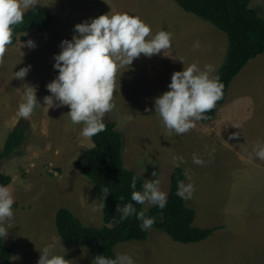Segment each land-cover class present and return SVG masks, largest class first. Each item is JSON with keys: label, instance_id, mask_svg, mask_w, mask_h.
Returning a JSON list of instances; mask_svg holds the SVG:
<instances>
[{"label": "rangeland", "instance_id": "1", "mask_svg": "<svg viewBox=\"0 0 264 264\" xmlns=\"http://www.w3.org/2000/svg\"><path fill=\"white\" fill-rule=\"evenodd\" d=\"M255 2L252 0L250 7L258 11ZM36 5L48 11L55 22L27 34L35 48L21 42L7 47L0 64V151L12 130L26 126L21 148L0 160V172L10 176L12 182L8 187L15 200L14 218L8 222L11 228L3 240L14 251L9 264H36L39 250L60 239L54 225L60 208L68 209L85 225L102 226L95 189L75 168L77 158L91 148V139L80 135L82 125L70 122L67 106L47 109L43 102V97L50 95L46 85L58 74L53 68V56L60 52L62 40L78 35L74 26L100 15L125 12L150 25L153 35L160 30L171 32L172 45L179 33L182 36L178 41L189 35L200 38L206 31L226 40L211 24L185 13L171 0H38ZM162 56L141 55L131 66L117 72L115 108L105 114L103 122H114L122 135L125 167L143 179L158 178L160 189L167 194L171 173L176 168L171 158L182 156L184 163L179 168L188 170L191 176L190 181L184 178L183 182L192 183L195 188L192 199L185 200L186 206L195 212L194 227L219 229L199 243L179 244L151 228L143 242L117 244L115 255L128 254L135 264H264V186L254 184L262 173L249 164L252 171H247L254 175L240 183L237 173L242 172L239 165H245L244 159L219 145L206 154L195 146L189 132L184 138L168 134L154 113V98L163 93L164 87ZM262 58L264 53L253 59L256 63L250 66L264 67V63H259ZM29 65L31 69L23 80L13 78V72ZM258 70H241L237 78L263 75ZM26 85L36 89L37 101L42 106L27 120L18 116ZM179 139L183 140L182 145ZM154 148L157 154L152 158ZM194 154L205 164L193 163ZM153 172L157 176H152ZM231 181L233 186L229 185ZM245 195L247 201L239 202ZM151 207L142 205V209ZM59 243L61 247L57 244L54 251L64 255L65 250L68 264H92L87 248L61 239Z\"/></svg>", "mask_w": 264, "mask_h": 264}, {"label": "clouds", "instance_id": "2", "mask_svg": "<svg viewBox=\"0 0 264 264\" xmlns=\"http://www.w3.org/2000/svg\"><path fill=\"white\" fill-rule=\"evenodd\" d=\"M37 3L38 0H0V64L4 62L7 47L13 42L14 27L24 22L25 11ZM74 32L78 35H73L71 40H62L60 52L53 56V68L58 74L46 85L50 95L43 97V102L47 109L67 106L70 122L82 125L80 135L90 139L106 130L103 118L115 108L113 98L117 91V72L131 66L141 55L149 58L158 54L169 56L172 33L160 30L153 35L150 25L139 16L125 12L108 13L78 23L74 26ZM25 46L35 48L36 45L28 40ZM193 48H200L198 41ZM30 69V65L20 68L13 72V78L23 80ZM214 72V65L206 64L201 69L198 64L192 63L183 67L182 71L173 72L169 90L154 98V113L158 114L169 135L190 132L198 121L206 119L205 114L223 98L224 85L218 75H212ZM38 106L42 107L37 101L36 89L26 85L23 102L18 105V116L27 120ZM253 153L254 156L248 155V160L255 158L264 161V142H257L253 146ZM171 161L174 167L179 168L184 158L173 155ZM193 163L204 165L205 161L194 154ZM152 176H157V173L153 172ZM184 176L191 180L188 170H185ZM138 179L135 175L131 179V201L163 210L167 205V193L160 189V180L143 179L142 190H136ZM194 191L192 183L178 181L176 195L182 200L192 199ZM109 193L105 188L102 199ZM132 202L117 206L116 211L121 213L120 220L123 222L135 216L141 221V231L150 230L155 220L146 215L148 208L138 211ZM14 203L9 187L0 184V238L3 240L11 228L8 222L14 218ZM59 242L60 239L39 250L36 264H68L69 260L64 258L65 250L64 255L54 251L57 244L60 246ZM92 264H135V261L128 254H118L115 258L96 255Z\"/></svg>", "mask_w": 264, "mask_h": 264}, {"label": "trees", "instance_id": "3", "mask_svg": "<svg viewBox=\"0 0 264 264\" xmlns=\"http://www.w3.org/2000/svg\"><path fill=\"white\" fill-rule=\"evenodd\" d=\"M185 13L211 24L227 37V51L224 62L216 75L223 83V98L216 107L206 113L207 122L212 119L222 105L227 89L232 80L248 64L249 61L264 53V19L256 9L250 7L252 0H171ZM55 22L54 17L42 6L35 5L25 11L24 22L14 27L13 42L25 43L30 32L45 29ZM106 130L93 136L91 148L85 150L75 161L77 172L87 178L95 189L101 205L102 226L93 227L83 224L68 209L57 210L54 225L58 237L67 243L81 245L88 249L93 261L96 255L115 258L114 248L119 243L143 242L148 231H141L135 216L125 221L120 220L117 206L132 202L130 183L135 175L136 190H142L143 178L133 170L127 169L122 159V135L111 121L104 122ZM26 126H17L8 135L0 160L9 158L21 148L26 139ZM185 178L182 168H175L170 176V187L167 194V205L161 210L151 207L146 215L154 219L152 228L162 231L173 242L179 244H195L206 240L216 228L201 229L194 227L195 212L188 208L185 200L176 195L178 181ZM10 176L0 172V184L9 186ZM110 192L102 199V191ZM137 210L142 205L135 204ZM14 251L7 247L0 238V264H9Z\"/></svg>", "mask_w": 264, "mask_h": 264}, {"label": "crops", "instance_id": "4", "mask_svg": "<svg viewBox=\"0 0 264 264\" xmlns=\"http://www.w3.org/2000/svg\"><path fill=\"white\" fill-rule=\"evenodd\" d=\"M253 4L257 6L260 15L264 19V0H256ZM26 36L27 41L31 40L28 35ZM181 36L182 33H179L173 41L170 50L171 54L169 56H162L163 93L169 90L168 84L173 72L182 71L183 67L186 68L192 63L198 64L201 69H203L204 65L211 64L216 67V72L212 73L213 76H216L226 56V35L225 40L219 34H213L212 31L208 33L206 31L200 34V38H193V35H189L178 41ZM197 41L200 44V48L194 49L193 45ZM251 63L256 62L250 61L242 70L247 72L252 69H259L258 71L262 72L263 75L256 77L244 75L238 78L236 76L227 89L222 105L218 108L212 119L207 122L198 121L189 134L190 139L195 142V146L199 147L206 154L216 145H219L230 153L238 155L240 158L244 157L243 159L246 161L245 165H239L242 174L240 172L237 173L240 176V183L246 182L250 175H254L247 171H252V168H249L248 165L257 166L259 173L262 174L254 184L264 186V177H262L264 175V162L255 158L251 161L247 159L249 154L254 155L253 146L257 142H264V67L250 66L252 65ZM259 63H264V58ZM245 80L248 81L245 82ZM233 134H236L235 137H233ZM171 136L184 138V134H173ZM178 142L182 145L183 140L179 139ZM151 153L152 158H154L153 156L157 154L156 149H152ZM229 185L233 186V182L231 181ZM246 196H242L244 199H239L238 201L246 202ZM218 227L212 228H216L217 230L219 229Z\"/></svg>", "mask_w": 264, "mask_h": 264}]
</instances>
